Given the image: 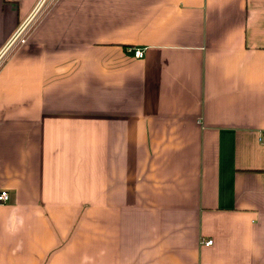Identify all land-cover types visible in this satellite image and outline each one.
I'll use <instances>...</instances> for the list:
<instances>
[{
    "label": "crops",
    "instance_id": "obj_1",
    "mask_svg": "<svg viewBox=\"0 0 264 264\" xmlns=\"http://www.w3.org/2000/svg\"><path fill=\"white\" fill-rule=\"evenodd\" d=\"M263 132L264 0H50L0 69V264H264Z\"/></svg>",
    "mask_w": 264,
    "mask_h": 264
},
{
    "label": "built area",
    "instance_id": "obj_2",
    "mask_svg": "<svg viewBox=\"0 0 264 264\" xmlns=\"http://www.w3.org/2000/svg\"><path fill=\"white\" fill-rule=\"evenodd\" d=\"M49 2L50 0H40L32 14L26 20H24L12 37L5 43L3 48L0 50V69L14 51L27 43L37 19L40 18L45 7L49 5ZM143 55L144 53L142 50L135 51V56L137 58H141ZM262 138H264V132L262 134ZM9 199L10 195L8 191H0V203H5L9 201ZM212 243L213 240L206 242L207 245H211Z\"/></svg>",
    "mask_w": 264,
    "mask_h": 264
}]
</instances>
